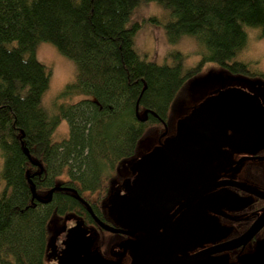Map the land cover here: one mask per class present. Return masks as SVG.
<instances>
[{
    "label": "trees",
    "instance_id": "16d2710c",
    "mask_svg": "<svg viewBox=\"0 0 264 264\" xmlns=\"http://www.w3.org/2000/svg\"><path fill=\"white\" fill-rule=\"evenodd\" d=\"M143 1L169 10L164 24L151 19L169 42L193 35L203 43L196 66L184 69L180 53L163 64L138 54L139 24L130 19ZM251 28L264 35V0H0V264H46L56 217L74 214L95 225L76 194L111 224L102 207L122 170L129 172L143 138L169 130L189 81L207 63L264 82L263 71L235 59ZM42 41L76 65L75 80L60 94L84 95L58 112L43 102L51 72L36 56ZM62 119L67 133L55 137ZM29 177L42 199L61 189L41 203ZM119 238L100 229L96 249L107 252Z\"/></svg>",
    "mask_w": 264,
    "mask_h": 264
},
{
    "label": "water",
    "instance_id": "95a60500",
    "mask_svg": "<svg viewBox=\"0 0 264 264\" xmlns=\"http://www.w3.org/2000/svg\"><path fill=\"white\" fill-rule=\"evenodd\" d=\"M167 132L165 127L161 135L164 141L130 164L133 178L123 180L122 190L110 194L109 214L114 216L118 226H108L96 218L90 208L89 212L109 233L142 235L118 245L120 252L116 256L129 252L130 264H227V254H214L243 250L264 228V208L241 236L219 247L202 248L230 234L231 228L218 221L222 210L238 211L249 203L247 198L226 188L210 192L220 186L211 177V167L213 162L224 165L225 161L229 162L227 153L253 155L264 150L262 99L257 93L237 87L213 91L176 121L172 136H166ZM24 151L32 161L28 150L24 148ZM245 159L236 162L235 170ZM258 159L264 160V156ZM28 183L33 198L41 203L49 202L53 192L61 189L52 188L48 198L42 199L36 194L31 177ZM230 185L264 199V190L244 183L230 182ZM76 197L90 207L77 194ZM179 202L180 207L169 214L167 207ZM62 230L66 235L58 264H122L120 259L105 258L94 248V234L81 220L69 228L63 226ZM198 248L201 250L191 254ZM236 261L264 264V239L258 240L251 252H240Z\"/></svg>",
    "mask_w": 264,
    "mask_h": 264
},
{
    "label": "rangeland",
    "instance_id": "374dc122",
    "mask_svg": "<svg viewBox=\"0 0 264 264\" xmlns=\"http://www.w3.org/2000/svg\"><path fill=\"white\" fill-rule=\"evenodd\" d=\"M156 19L162 24L169 19V10L162 7L154 1H143L133 11L130 22L139 24L134 37V45L138 54L153 60L159 64L173 62L170 54L180 53L182 55V65L184 69H189L198 63L204 51L203 43L193 35H183L178 41L171 43L165 35L162 26L152 23L151 19ZM37 58L44 63L50 70V83L48 90L43 96L44 105L58 112L60 105L72 103L82 97V94H67L62 96L60 93L69 83L75 80L76 65L74 62L64 57L55 46L49 42L42 41L36 47ZM236 60L252 65V69L264 72V35L263 30L251 28L247 31V43L238 51ZM229 87H237L249 92L260 95L264 102V82L259 78H251L241 74H232L222 69L216 68L212 63H207L204 70L198 76L189 81V96L186 100L180 101L176 114L168 130V135L175 132L176 121L188 114L193 107L198 105L203 99L216 90H222ZM68 130L66 120L57 125L55 137H63ZM161 134L156 131L140 141L137 155L138 157L149 152L158 144ZM163 140V137H161ZM2 166V154L0 151V171ZM122 177L128 176L126 169L122 170ZM2 180L0 178V189ZM76 218L73 216L56 217L50 223L51 229L57 237V242L52 238V246L60 247L61 240L64 237L62 226L70 227L74 224ZM49 254L46 258V264H58L52 258L49 247ZM249 252V251H248ZM128 260H123L126 264Z\"/></svg>",
    "mask_w": 264,
    "mask_h": 264
},
{
    "label": "flooded vegetation",
    "instance_id": "af4514ba",
    "mask_svg": "<svg viewBox=\"0 0 264 264\" xmlns=\"http://www.w3.org/2000/svg\"><path fill=\"white\" fill-rule=\"evenodd\" d=\"M263 104H264V102H263ZM172 135H168V132H167L166 136H172ZM163 141H164V137H163V140L160 137V139L158 140V144L157 145H159L160 142H163ZM262 156H264V150H261V151L257 152L256 154H253V155L246 154V153H241V154H237V153L230 154V153H227V157L229 159V162H226L221 157V159L225 161V165L221 164V163H218V162H213V165L211 167V177L214 178V183L215 184L220 183V186L212 189L210 192H215V191L221 190L223 188H226V189L231 190L232 192L236 193L237 196H239L241 198H247L249 203L247 205H245V206H242L243 208H241L238 211H227L225 209L222 210V214H220L218 216V221H219V223L222 226L231 228L230 234L227 237H225V238H223V239H221L219 241H216L215 243L204 245L202 248L205 249V248L212 247V246L219 247L220 244L241 236L251 226V224L255 220L257 214H259L260 211L264 208V199L259 198L258 196L254 195V194L248 193V192L244 191L242 188H238V187H235L233 185H230V182L231 183L232 182L233 183L234 182L244 183L246 185L256 187L257 189L264 190V160H259L258 159V157H262ZM243 158H246V159L243 160V162L239 165L238 170H235L236 162L241 160V159H243ZM228 163H230V165H227ZM215 167L218 168L217 171L214 170ZM258 168L259 169L260 168L263 169V175H261L259 177L253 171L254 169H258ZM128 169H129L128 176L122 177L121 182L116 184V186H115L114 190L112 191V193L114 191H116V190H119V189L122 190V182H123L124 179L133 178V175L131 174V171H130V165H129ZM180 205H181V202L175 204L174 206L167 207L169 209V214L174 213V211H176L180 207ZM85 206H86V208L88 210L89 215L93 219V216L89 212V208L91 210H92V208L91 207H87V205H85ZM102 208H103V210H104V212L106 214L105 216L112 223L109 224V223H106V222H102V221L101 222L106 224V225H108V226H111V227H117L118 225H117V223L115 221L114 216L109 214L108 199H107V205L106 206L104 205ZM183 210H184V208L181 211L178 212L176 217ZM92 212H93V210H92ZM68 216H73L74 218H76L75 221H74V224L76 223L77 220H81L79 217H76L74 214H69V215L67 214V215H65L63 217L68 218ZM95 217L97 218L96 215H95ZM93 221H94L95 225L94 224H86L83 221L82 222L84 224V227H86L88 230H90L91 234H94L95 243L98 244V238L100 236V229H102V228L95 222L94 219H93ZM244 225H245V228L242 229V226H244ZM66 228H69V227H66ZM263 229H261V231L254 238H252L251 241L248 242V244L245 246V248L243 250L238 248V249L231 250V251H228V252L216 253L214 255L215 256H221V255L227 254L228 255L227 264H233L234 263L233 262L234 261L233 258L236 259L237 255L240 252H243V253L248 252V251L251 252L254 249L256 242L258 240L264 239L263 235L261 233ZM103 231H105V230H103ZM64 234L66 235L65 231H64ZM65 235H64L63 239L61 240L60 247L58 245H55V248L53 250H50L52 258H54L57 262H58L60 256L62 255V249L64 248L63 247V240L65 239ZM116 235L121 236V238H119V240L110 239L109 240V246H108L109 249H108L107 252L106 251L105 252H101L100 250L99 251L102 254V256H104L105 258H108V259H111V260L120 259L122 264H123V260L127 259L128 261L126 262V264H130L132 259H131V255H130L129 252H127L122 257L116 256V254L120 252V249H119L118 245H119L120 242H122L124 240L137 239V238H139L142 235L139 234V233H136V234H133V235H123V234H116ZM56 242H57V240L55 241V243ZM94 248H97V245H94ZM199 250H201V248H198L197 250L191 252V254L195 253V252H197Z\"/></svg>",
    "mask_w": 264,
    "mask_h": 264
},
{
    "label": "bare ground",
    "instance_id": "6f19581e",
    "mask_svg": "<svg viewBox=\"0 0 264 264\" xmlns=\"http://www.w3.org/2000/svg\"><path fill=\"white\" fill-rule=\"evenodd\" d=\"M175 133V132H174Z\"/></svg>",
    "mask_w": 264,
    "mask_h": 264
}]
</instances>
